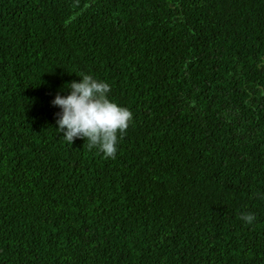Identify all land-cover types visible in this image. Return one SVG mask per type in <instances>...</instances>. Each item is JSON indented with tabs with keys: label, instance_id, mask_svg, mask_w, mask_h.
Masks as SVG:
<instances>
[{
	"label": "trees",
	"instance_id": "16d2710c",
	"mask_svg": "<svg viewBox=\"0 0 264 264\" xmlns=\"http://www.w3.org/2000/svg\"><path fill=\"white\" fill-rule=\"evenodd\" d=\"M81 74L111 158L55 131ZM261 194L264 0H0V264H264Z\"/></svg>",
	"mask_w": 264,
	"mask_h": 264
},
{
	"label": "clouds",
	"instance_id": "9594fccd",
	"mask_svg": "<svg viewBox=\"0 0 264 264\" xmlns=\"http://www.w3.org/2000/svg\"><path fill=\"white\" fill-rule=\"evenodd\" d=\"M78 78L67 84L66 95L57 94L50 102L59 109L55 131L62 133L60 138L70 145L74 139H82L90 149L111 158L117 151L118 134L123 136L132 114L108 98L110 89L106 82L88 74ZM240 219L251 224L255 216L242 213Z\"/></svg>",
	"mask_w": 264,
	"mask_h": 264
}]
</instances>
